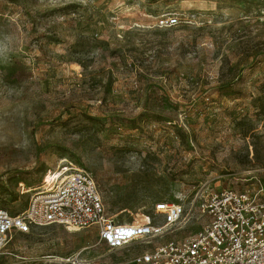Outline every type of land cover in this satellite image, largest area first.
Wrapping results in <instances>:
<instances>
[{
	"label": "rangeland",
	"instance_id": "rangeland-1",
	"mask_svg": "<svg viewBox=\"0 0 264 264\" xmlns=\"http://www.w3.org/2000/svg\"><path fill=\"white\" fill-rule=\"evenodd\" d=\"M64 161L115 221L167 201L181 224L114 249L51 224L13 233L0 264H134L200 228L198 192L264 189V0H0V209Z\"/></svg>",
	"mask_w": 264,
	"mask_h": 264
},
{
	"label": "built area",
	"instance_id": "built-area-1",
	"mask_svg": "<svg viewBox=\"0 0 264 264\" xmlns=\"http://www.w3.org/2000/svg\"><path fill=\"white\" fill-rule=\"evenodd\" d=\"M158 23L172 26L177 18L161 16ZM49 174L43 190L32 192L23 209L15 213L0 209V251L13 233H29L51 224L76 230L93 226L99 241L114 249L156 238L183 220L184 204L161 201L153 205L150 214H139L130 222L115 221L106 215L98 186L86 170L64 161ZM194 205L206 219L195 233L136 253L131 261L134 264H264L262 185L252 190L201 191Z\"/></svg>",
	"mask_w": 264,
	"mask_h": 264
},
{
	"label": "bare ground",
	"instance_id": "bare-ground-1",
	"mask_svg": "<svg viewBox=\"0 0 264 264\" xmlns=\"http://www.w3.org/2000/svg\"><path fill=\"white\" fill-rule=\"evenodd\" d=\"M43 188H44V186H43V187H41L39 190H37V191H35V192L42 191V190H43Z\"/></svg>",
	"mask_w": 264,
	"mask_h": 264
}]
</instances>
